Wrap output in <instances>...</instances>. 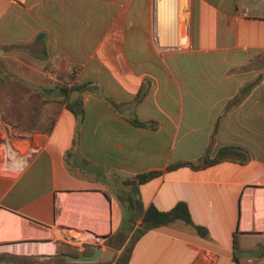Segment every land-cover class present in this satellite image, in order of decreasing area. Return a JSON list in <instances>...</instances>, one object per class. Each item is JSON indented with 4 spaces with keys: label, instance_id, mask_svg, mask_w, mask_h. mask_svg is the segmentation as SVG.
<instances>
[{
    "label": "crops",
    "instance_id": "crops-1",
    "mask_svg": "<svg viewBox=\"0 0 264 264\" xmlns=\"http://www.w3.org/2000/svg\"><path fill=\"white\" fill-rule=\"evenodd\" d=\"M182 10L185 43L163 48L155 0H0V74L49 98L24 133L0 100V264H115L141 225L125 181L152 172L145 210L186 203L208 235L176 220L129 264H264V0Z\"/></svg>",
    "mask_w": 264,
    "mask_h": 264
},
{
    "label": "trees",
    "instance_id": "trees-1",
    "mask_svg": "<svg viewBox=\"0 0 264 264\" xmlns=\"http://www.w3.org/2000/svg\"><path fill=\"white\" fill-rule=\"evenodd\" d=\"M17 78L21 80L19 77ZM21 81L24 83L23 80ZM217 162V157H214L212 159L208 157L205 162L198 167L211 166ZM189 165L195 167V165L192 163H189ZM159 174V172L146 173L125 181V185L130 188V191L126 193L125 196L120 197V200L125 211L126 226L128 228L130 227V229L133 230L139 221L141 222V225L138 229L135 230V232L131 236L130 241L124 247L123 252L116 260L115 264H129L134 245L146 232L163 226H168L176 220H182L189 225H193L197 229L198 233L203 237H207L208 235V230L206 228L194 225L188 205L186 203L178 204L175 209L170 212L159 211L153 206L145 210L144 205L140 199L139 188L142 184L149 182ZM128 238L129 236H126L125 234H118L112 236L107 242V245L110 247L114 246L115 248H122ZM14 261L18 262L19 260L14 259ZM112 263L113 261L106 263L98 262L94 264Z\"/></svg>",
    "mask_w": 264,
    "mask_h": 264
},
{
    "label": "rangeland",
    "instance_id": "rangeland-1",
    "mask_svg": "<svg viewBox=\"0 0 264 264\" xmlns=\"http://www.w3.org/2000/svg\"><path fill=\"white\" fill-rule=\"evenodd\" d=\"M183 23L185 24L186 32L187 24L185 17H183ZM157 26L158 24L156 19L155 39L156 44L160 46L159 41L157 40ZM184 43L185 41H183V43L179 47L183 46ZM171 46L173 45H168L163 48H168ZM33 85L34 84L29 81L28 83H23L21 80H19L15 76H12L11 74H7L6 76H2L0 74V100L7 97V101L5 100L6 104L4 106L5 108L3 117L6 118L7 122L10 124L13 133H24L32 129H36L40 125L39 123H37L38 118L46 113L44 104L49 98L46 93L40 94L34 91ZM0 137L2 138V136ZM3 155L5 157L7 156L4 150ZM79 238H82V236H79Z\"/></svg>",
    "mask_w": 264,
    "mask_h": 264
},
{
    "label": "bare ground",
    "instance_id": "bare-ground-1",
    "mask_svg": "<svg viewBox=\"0 0 264 264\" xmlns=\"http://www.w3.org/2000/svg\"><path fill=\"white\" fill-rule=\"evenodd\" d=\"M184 2V1H183ZM182 0L160 2L157 38L160 46H180L182 44Z\"/></svg>",
    "mask_w": 264,
    "mask_h": 264
},
{
    "label": "water",
    "instance_id": "water-1",
    "mask_svg": "<svg viewBox=\"0 0 264 264\" xmlns=\"http://www.w3.org/2000/svg\"><path fill=\"white\" fill-rule=\"evenodd\" d=\"M102 254L103 252L100 248H95V252L91 255H86L83 257L69 256L68 260L72 262H76V263H82V264H85V263L94 264V263H97L101 259Z\"/></svg>",
    "mask_w": 264,
    "mask_h": 264
},
{
    "label": "built area",
    "instance_id": "built-area-1",
    "mask_svg": "<svg viewBox=\"0 0 264 264\" xmlns=\"http://www.w3.org/2000/svg\"><path fill=\"white\" fill-rule=\"evenodd\" d=\"M164 0H155V10H156V19H157V24L159 22V15H160V2ZM158 40V38H157Z\"/></svg>",
    "mask_w": 264,
    "mask_h": 264
}]
</instances>
